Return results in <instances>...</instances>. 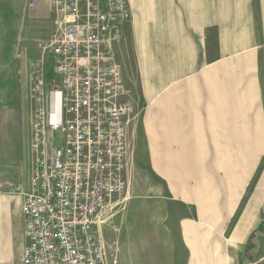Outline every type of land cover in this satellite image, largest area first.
<instances>
[{"label": "crops", "instance_id": "obj_1", "mask_svg": "<svg viewBox=\"0 0 264 264\" xmlns=\"http://www.w3.org/2000/svg\"><path fill=\"white\" fill-rule=\"evenodd\" d=\"M19 1L0 0V184L29 191L33 105L30 78L18 82L28 65L20 28L42 23L52 38L56 27L49 1ZM128 2L132 17L116 55L130 47L148 103L139 121L142 170L155 178L156 216L171 211L162 227L177 234L174 264H264V237L253 244L264 231V0ZM23 203L0 193V264H23ZM137 209L146 235L147 202ZM123 214L120 264H128L135 209Z\"/></svg>", "mask_w": 264, "mask_h": 264}, {"label": "built area", "instance_id": "obj_2", "mask_svg": "<svg viewBox=\"0 0 264 264\" xmlns=\"http://www.w3.org/2000/svg\"><path fill=\"white\" fill-rule=\"evenodd\" d=\"M47 1L54 79L42 65L30 78V189L0 184V193L24 196L23 264H119L114 219L125 211L138 116L116 54L132 12L128 0Z\"/></svg>", "mask_w": 264, "mask_h": 264}, {"label": "rangeland", "instance_id": "obj_3", "mask_svg": "<svg viewBox=\"0 0 264 264\" xmlns=\"http://www.w3.org/2000/svg\"><path fill=\"white\" fill-rule=\"evenodd\" d=\"M3 3L5 4L6 2L3 1ZM18 3H20V1ZM18 6L22 7L24 6V4H19ZM30 10L31 9L26 8L27 13H30ZM52 14H53V21L56 27L55 12L53 11ZM43 29L44 27L42 23L30 24L27 29L25 27L23 30L22 28H20V39H22V45L24 46H22V50L19 53V57L20 60L26 61L28 64V65H24L23 68L19 67L18 82L20 87L22 85L21 83L22 80L28 82L29 80L28 78H31L37 71L43 69L41 68V65L42 66L44 65L48 76H51L53 74L52 57L49 53L44 52V45L50 42L52 38L46 36ZM26 38L31 44L32 47L31 50L26 49L28 48L27 47L28 41ZM129 51H130V47L127 53H129ZM23 52H24V57L21 58L22 56L21 53ZM127 53L125 55H122V57H119L117 61L122 65L124 69L126 75L125 76L126 84H128L130 91L129 100L134 104L135 114L138 116V118H136L130 123L128 129L129 135L133 143L134 158L132 159L130 171L127 177L128 192L126 195L127 200L125 202V211L123 213L126 214L130 207L132 211L134 208L135 215L133 216V221L135 225L132 230L133 239L129 244V250H128L129 252L125 258V262L128 261V264H174L175 259H173L171 255L176 253V250H173L172 246L174 245L173 243H175L177 240V234L176 232L175 233L171 232V227L168 228L162 227V224L164 225L169 223L162 221V218L172 219V216L170 215L171 211L167 209L164 211L163 216L161 214H158V216H156V210H155L156 199L154 197V194L149 193L150 190L153 191L155 178L149 175H147L146 178V176L144 175L145 171L142 170L145 168L147 163L145 162V157H144V149H145L144 137L140 129L139 121L141 119V115L143 111L142 108L146 107L148 103L146 104V102L144 101L142 97V88L139 87V84L136 81L135 69L137 66L135 65L134 57L132 54L130 56V53L127 55ZM5 85H8V83H5L4 86ZM32 115H33V109H32ZM166 201L169 202L170 200H166ZM146 202L148 204V209L146 211L147 217L151 218V222H150L151 232L145 235L142 227L146 215L145 213L139 214L137 208L140 203L145 204ZM123 213H121L117 218L114 219L115 224L118 223L121 224L119 219L124 215ZM159 213H162L161 207L159 208ZM131 217L132 216H130V219ZM140 217L143 218L140 219ZM172 229L175 230V228ZM116 240L119 242L118 257L120 264L121 234Z\"/></svg>", "mask_w": 264, "mask_h": 264}, {"label": "water", "instance_id": "obj_4", "mask_svg": "<svg viewBox=\"0 0 264 264\" xmlns=\"http://www.w3.org/2000/svg\"><path fill=\"white\" fill-rule=\"evenodd\" d=\"M264 237V231L263 232H258L256 235H255V238L253 240V244L258 246L259 245V239L260 238H263ZM253 257H256V251H254L252 254H251Z\"/></svg>", "mask_w": 264, "mask_h": 264}, {"label": "trees", "instance_id": "obj_5", "mask_svg": "<svg viewBox=\"0 0 264 264\" xmlns=\"http://www.w3.org/2000/svg\"><path fill=\"white\" fill-rule=\"evenodd\" d=\"M261 171V170H260ZM259 171V172H260ZM259 172H258V176H259ZM258 176L256 177V179L254 180L253 184H255L257 182Z\"/></svg>", "mask_w": 264, "mask_h": 264}]
</instances>
